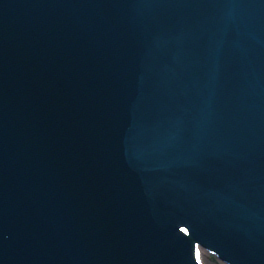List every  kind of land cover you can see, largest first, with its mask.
Masks as SVG:
<instances>
[{
	"label": "water",
	"instance_id": "water-1",
	"mask_svg": "<svg viewBox=\"0 0 264 264\" xmlns=\"http://www.w3.org/2000/svg\"><path fill=\"white\" fill-rule=\"evenodd\" d=\"M264 264V0H0V264Z\"/></svg>",
	"mask_w": 264,
	"mask_h": 264
},
{
	"label": "bare ground",
	"instance_id": "bare-ground-1",
	"mask_svg": "<svg viewBox=\"0 0 264 264\" xmlns=\"http://www.w3.org/2000/svg\"><path fill=\"white\" fill-rule=\"evenodd\" d=\"M208 250V251H210V252H212V253H214V254H216V255H218L221 259H223L224 261H226L228 264H233V263H231L230 262V260H228V259H225L221 254H220V252L219 251H217V250H212V249H210L209 248V246H207L206 244H203V243H201V242H199L198 241V243H197V247H196V250H195V256H196V258H197V261H198V263L200 262L201 264H211V263H209V261L208 260H206V259H204V262L201 260V258L199 257V254H200V256H201V252H202V250ZM202 257V256H201ZM207 258V257H206ZM214 262V261H213Z\"/></svg>",
	"mask_w": 264,
	"mask_h": 264
},
{
	"label": "rangeland",
	"instance_id": "rangeland-1",
	"mask_svg": "<svg viewBox=\"0 0 264 264\" xmlns=\"http://www.w3.org/2000/svg\"><path fill=\"white\" fill-rule=\"evenodd\" d=\"M202 256V257H201ZM201 256L199 254V257L204 262V259L208 260L211 264H228L226 261L221 259L218 255L208 251V250H202ZM207 257V258H206ZM214 261V262H213Z\"/></svg>",
	"mask_w": 264,
	"mask_h": 264
}]
</instances>
